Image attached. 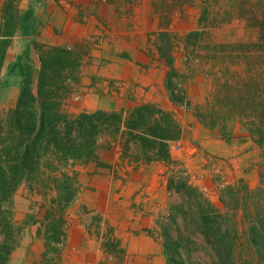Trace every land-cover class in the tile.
<instances>
[{
  "label": "rangeland",
  "instance_id": "1",
  "mask_svg": "<svg viewBox=\"0 0 264 264\" xmlns=\"http://www.w3.org/2000/svg\"><path fill=\"white\" fill-rule=\"evenodd\" d=\"M262 8L264 0H91L89 6L81 8L80 18L87 12L98 23V33L88 40V44L99 45L100 42L114 39L112 44L126 46L119 47L114 53L116 59L132 61L145 70L152 68L157 72L155 81L162 85L167 103L172 108H161L154 103L140 106H154L155 109L151 112L155 113L148 118L149 122L157 119L161 126L166 127L168 119H172L177 128V138L168 142L167 150L171 158L168 162L157 160V153L142 147L138 141L132 140L126 147L125 141L129 137L122 125L117 133L106 134L99 139L97 154L103 152L104 155L98 158L96 156L87 163H92L100 170H108L109 175L112 172L116 174L117 171L121 175H127V169L133 170L139 166L149 168L150 165L151 170L165 172L167 182L172 176H182L190 182V177L194 176V170L198 171L197 167L202 165L201 159L204 157L199 156L193 164L189 161L181 163L175 159L183 150V140L189 136L191 128L199 125L208 132L209 138L227 142L234 139L242 143L247 138L254 148L250 161L244 164L246 167L241 166V169L230 174V182L220 178L218 174L197 173L200 180L209 176L212 182L216 181L218 184L219 207L214 206L224 210L219 199L221 190L226 186L238 187L243 181L250 189H255L259 184V173L264 172V153L251 141L249 127L237 113L246 107L247 98H256V92L260 88V80L256 75L260 64L256 49L258 30L252 17L258 15ZM193 33L197 35L189 37ZM32 46L38 50L36 43H32ZM28 57L25 56L23 61L37 70ZM71 64V67L77 64L75 54H71ZM72 82L68 77L65 88ZM123 83L97 82L96 88H100L103 95H107V90L118 93L120 88H125ZM132 85L133 83L129 84L127 88V92H131L129 95L136 93L131 90ZM35 87L36 80L33 89ZM151 87L156 91L158 86L154 84ZM80 98L78 94L75 96L77 101ZM251 106L250 104L249 107ZM133 109L123 112V121ZM157 110L167 114V118L157 114ZM121 111L123 110L113 112ZM2 118H6V115ZM115 138L120 143L115 144L113 149ZM193 145L196 146L192 143ZM193 152L194 150H188V156ZM151 162L167 163L169 167L149 164ZM74 164L68 162L63 169L46 170L39 175L38 182L34 181L32 187L22 183L11 200L1 204L4 214L0 215V245L9 240L8 244L13 249L22 240L29 242L31 232L42 233L45 250L43 264L57 262L64 246L67 211L71 204L80 201L81 188L84 190ZM152 174L148 172L145 176L146 188H149L145 198H149L147 204H150V214L155 226L147 233L161 242L159 225L167 217L169 204L179 202L180 196L175 192L169 194L167 183L160 190L161 180ZM242 175L245 177H241ZM227 182L229 183L226 184ZM197 188L211 203L202 188ZM54 229L58 231L56 239ZM102 242L111 259L117 260L120 256L121 261L124 248H120L119 243L112 240L111 230L105 229Z\"/></svg>",
  "mask_w": 264,
  "mask_h": 264
},
{
  "label": "crops",
  "instance_id": "2",
  "mask_svg": "<svg viewBox=\"0 0 264 264\" xmlns=\"http://www.w3.org/2000/svg\"><path fill=\"white\" fill-rule=\"evenodd\" d=\"M90 1H13L12 14L17 26L10 37L4 38L7 47L0 73L1 117L16 106L23 81V66L27 63L23 61L25 56H29L37 70L40 67V51L39 48L34 49L32 43L43 49L62 48L77 56V64L69 72L73 82L60 100V109L68 117L96 111H127L144 103L172 108L167 103L162 85L155 81L157 72L154 69L145 70L132 61H120L113 56L119 47L126 46L112 44L114 39L100 42L99 45L88 44V40L98 33V23L93 16L86 12L80 18L81 8L89 6ZM6 5L7 0H0V32L5 27L6 17L3 12ZM0 38L3 39L1 36ZM103 81H123L125 88H120L118 93L107 90V95H103L100 92L102 90L96 88L97 82ZM132 83L131 90L136 93L129 95L131 92H127V88ZM154 84L158 86L156 91L151 87ZM35 90L36 88L33 92ZM77 94L81 96L78 101L75 99ZM207 136L208 132L201 126L191 128L189 136L183 140V150L175 160L193 164L199 156L204 157L201 159L202 165L197 167L198 171L194 170V176L190 177V183L202 188L211 203L219 207L218 184L216 181L212 182L209 176V179L200 180L197 173L218 174L220 178L230 182V174L241 169V166L246 167L244 164L250 161L254 148L247 138L242 143L234 139L227 142ZM114 140L113 149L115 144L120 143L119 139ZM192 143L196 146H192ZM188 150L194 152L188 156ZM102 153L99 152L97 158L103 156ZM191 156L195 157L190 158ZM149 164L169 167L162 162ZM148 166L151 170L150 165ZM74 167L79 171L84 190L81 188L80 201L71 204L67 211L64 246L55 264H166L161 242L147 233L155 225L150 214V204H147L149 198H145L149 189L146 188V173L151 172L153 177L161 180L162 190L167 183L165 172L157 169L148 171L146 166H137L136 169L132 166L133 170H125L128 171L127 175H121L119 171L109 175L108 170H100L92 163H75ZM190 168L193 169L191 164ZM243 176L245 177H241ZM105 229L111 230L112 240L118 242L120 248H124L121 261L120 256L119 259L112 260L103 248ZM28 240L29 242L22 240L17 247L11 249L4 264H43V234L31 232Z\"/></svg>",
  "mask_w": 264,
  "mask_h": 264
},
{
  "label": "trees",
  "instance_id": "3",
  "mask_svg": "<svg viewBox=\"0 0 264 264\" xmlns=\"http://www.w3.org/2000/svg\"><path fill=\"white\" fill-rule=\"evenodd\" d=\"M13 1L7 0L3 12L6 18L0 32V73L7 47L4 38L10 37L17 26ZM253 16L258 30L260 64L256 75L260 88L258 85L256 98H247L246 107L237 114L246 121L251 141L264 153V8ZM38 48L39 69L30 63L25 65L16 106L6 118L0 116V215L4 214L1 204L9 202L22 183L32 187L46 170L95 159L99 139L117 133L122 125L129 137L126 147L135 140L157 153V160H171L168 142L177 138V128L172 119H168L166 127L157 119L149 122L154 106L135 108L124 121V111L65 115L60 100L69 72L75 68L71 67V53L62 48ZM156 113L167 115L161 110ZM239 184L221 190V211L186 178H169L167 191L178 194L180 200L169 204L167 217L159 225L166 264H264V172L259 173L255 189L243 181ZM57 232L53 230L54 239ZM8 242L0 245V264L5 263L12 249Z\"/></svg>",
  "mask_w": 264,
  "mask_h": 264
},
{
  "label": "built area",
  "instance_id": "4",
  "mask_svg": "<svg viewBox=\"0 0 264 264\" xmlns=\"http://www.w3.org/2000/svg\"><path fill=\"white\" fill-rule=\"evenodd\" d=\"M176 146H174V148H175Z\"/></svg>",
  "mask_w": 264,
  "mask_h": 264
}]
</instances>
